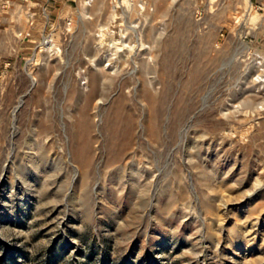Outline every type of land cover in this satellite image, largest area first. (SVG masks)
<instances>
[{"label":"rangeland","instance_id":"1","mask_svg":"<svg viewBox=\"0 0 264 264\" xmlns=\"http://www.w3.org/2000/svg\"><path fill=\"white\" fill-rule=\"evenodd\" d=\"M0 16V264H264V0Z\"/></svg>","mask_w":264,"mask_h":264},{"label":"crops","instance_id":"2","mask_svg":"<svg viewBox=\"0 0 264 264\" xmlns=\"http://www.w3.org/2000/svg\"><path fill=\"white\" fill-rule=\"evenodd\" d=\"M7 23L9 26V22H7L6 18L3 16H0V36L5 35V33L12 34V31L9 27L8 29L7 28L4 29V25H6Z\"/></svg>","mask_w":264,"mask_h":264}]
</instances>
